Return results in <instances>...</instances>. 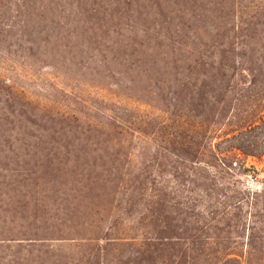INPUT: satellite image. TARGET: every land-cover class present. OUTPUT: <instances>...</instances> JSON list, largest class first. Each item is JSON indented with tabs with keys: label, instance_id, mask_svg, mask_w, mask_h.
<instances>
[{
	"label": "trees",
	"instance_id": "trees-1",
	"mask_svg": "<svg viewBox=\"0 0 264 264\" xmlns=\"http://www.w3.org/2000/svg\"><path fill=\"white\" fill-rule=\"evenodd\" d=\"M188 1L194 52L180 67L174 0H0V44L26 41L65 70L87 58L81 80L125 67L149 107L75 94L42 106L0 80V264H264V187L228 181L240 156L264 173V62L234 57L264 49V0L249 15L238 0ZM133 18L156 26L141 31L156 43L140 68L102 50ZM204 36L220 54L195 50ZM166 89L155 113L152 90Z\"/></svg>",
	"mask_w": 264,
	"mask_h": 264
},
{
	"label": "rangeland",
	"instance_id": "rangeland-1",
	"mask_svg": "<svg viewBox=\"0 0 264 264\" xmlns=\"http://www.w3.org/2000/svg\"><path fill=\"white\" fill-rule=\"evenodd\" d=\"M184 1L190 2L188 0ZM238 2L239 5L246 7L245 15H249L251 13L250 9L254 7L258 0H238ZM145 5V10L141 9L143 13L151 11V7L154 4L145 3ZM188 9V5L186 6L183 0H174V4H171V8L168 10L172 14L175 12L172 15L174 17L172 31L179 32V34L176 36L171 32L172 46L181 49L176 54L180 67H185L186 62L193 58H191V52H194L188 40L191 38V31L188 29L184 33L180 32L182 28L180 17H184L185 11L189 15L190 12ZM247 18L248 16H243V19ZM131 21L136 20L133 18L129 22L123 21L120 27L115 26L113 28L114 31L119 32L122 36L112 35V44L107 45L106 48L103 47L102 50H107L105 55H109L112 58L111 60L124 58L127 60V64L130 65L128 67L133 68L137 66L140 68V66H144L147 62L143 54V51L145 52L144 45L147 42L151 44L156 43L154 37H150L149 39L144 38L141 31L145 28H156V26L150 24V20H146V23L140 20L135 24ZM212 28V24H209L207 27L208 33L210 32L211 34ZM129 31H133V33ZM128 40L135 45L133 47L127 45ZM203 40L205 41L203 44L206 43L208 47L197 46L198 48L195 50L200 51L205 56L221 53L220 50L212 48L209 42V36H204ZM181 43H186L189 47H183ZM224 50H226V53L233 55L230 49L224 48ZM254 50V53H249L247 50H236L234 57L240 59L247 56V59L250 58L258 64L264 62V49L262 47H254ZM99 60H102L101 56H99ZM89 63L91 61L87 58L75 60L73 62L74 68L65 70L64 67H70L72 65L67 59L60 56H55V58L47 57L42 54L39 48L28 45L26 41H19L14 37L8 38L0 44V80L7 86L13 88L26 100L42 106L59 107L60 104L64 101L66 102L68 98L75 94L76 96L83 97L85 100L88 98H101L106 101L120 100L130 103L132 106L140 107V109L149 110V107L140 105V101L144 103V101H148V98L130 91L125 86V83H128L129 79H136L134 74H131L128 69L114 65L113 63L106 67L102 63H98V65L95 64L92 67V73L94 75H86L87 80H81L80 71ZM152 91H157L159 97L164 101L155 109L154 112L158 113V109H165L163 107L165 105V99L169 97V93L167 89L164 91ZM167 105L169 106V103ZM240 160L243 162V166L240 169L237 166L236 172L231 173L233 177L228 178V181L232 184L234 183L236 189L246 192H258L261 187H264L263 163L251 157L244 156H240ZM260 227H264V223Z\"/></svg>",
	"mask_w": 264,
	"mask_h": 264
}]
</instances>
